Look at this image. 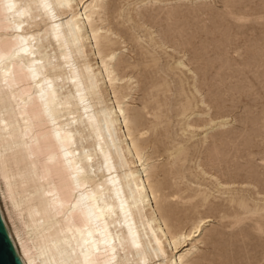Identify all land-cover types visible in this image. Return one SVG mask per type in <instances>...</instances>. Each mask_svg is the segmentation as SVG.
<instances>
[{
	"label": "bare ground",
	"instance_id": "bare-ground-1",
	"mask_svg": "<svg viewBox=\"0 0 264 264\" xmlns=\"http://www.w3.org/2000/svg\"><path fill=\"white\" fill-rule=\"evenodd\" d=\"M107 10L0 0L1 215L23 264H198L213 220L172 226L176 194L119 95L136 78Z\"/></svg>",
	"mask_w": 264,
	"mask_h": 264
},
{
	"label": "rangeland",
	"instance_id": "rangeland-1",
	"mask_svg": "<svg viewBox=\"0 0 264 264\" xmlns=\"http://www.w3.org/2000/svg\"><path fill=\"white\" fill-rule=\"evenodd\" d=\"M107 16L172 226L213 220L198 264H264V0H108Z\"/></svg>",
	"mask_w": 264,
	"mask_h": 264
},
{
	"label": "water",
	"instance_id": "water-1",
	"mask_svg": "<svg viewBox=\"0 0 264 264\" xmlns=\"http://www.w3.org/2000/svg\"><path fill=\"white\" fill-rule=\"evenodd\" d=\"M0 264H23L0 212Z\"/></svg>",
	"mask_w": 264,
	"mask_h": 264
},
{
	"label": "snow or ice",
	"instance_id": "snow-or-ice-1",
	"mask_svg": "<svg viewBox=\"0 0 264 264\" xmlns=\"http://www.w3.org/2000/svg\"><path fill=\"white\" fill-rule=\"evenodd\" d=\"M46 83H48V82H46ZM48 86L51 87V84L49 83Z\"/></svg>",
	"mask_w": 264,
	"mask_h": 264
}]
</instances>
